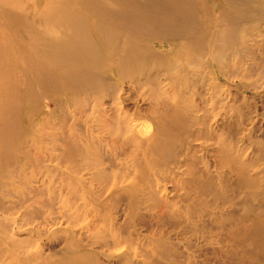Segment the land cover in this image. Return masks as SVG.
<instances>
[{
	"label": "rangeland",
	"instance_id": "obj_1",
	"mask_svg": "<svg viewBox=\"0 0 264 264\" xmlns=\"http://www.w3.org/2000/svg\"><path fill=\"white\" fill-rule=\"evenodd\" d=\"M22 2L85 76L0 26V264H264V0Z\"/></svg>",
	"mask_w": 264,
	"mask_h": 264
},
{
	"label": "bare ground",
	"instance_id": "obj_2",
	"mask_svg": "<svg viewBox=\"0 0 264 264\" xmlns=\"http://www.w3.org/2000/svg\"><path fill=\"white\" fill-rule=\"evenodd\" d=\"M24 12H25L24 3L22 2V0H0V26L2 28L8 29L7 36L10 37V39L13 41V37L11 35L15 36V30L19 29L22 31V35L19 38L20 41L18 42L11 41L12 42L11 45L10 44L6 45L4 43L3 46L5 48L8 47L10 49L18 48L19 46L22 47L23 52H31V54H33L35 58H37L42 62H45V64H47L49 68L50 67L60 68L61 70L59 71V75H61L63 78L64 77L76 78L75 76L77 77L85 76V72L82 70L79 71L66 70L69 68V66L64 65L65 62L68 63L70 62V64H72L71 67L72 66L74 67L75 63L73 60H70L69 57H71L72 59H75L76 57L72 51L71 46L69 45V42L66 41L64 38L59 40L58 39L46 40V38L42 37L39 33L37 32L35 33L34 30L37 28L34 27L33 22H30L27 19ZM80 35L82 37L84 34H80ZM1 41L2 40H0V42ZM21 60H24V62L28 61V57L26 56V53L24 54V56H21ZM0 61L2 63L1 59ZM5 77L6 76L4 75V72L1 69V64H0V83L3 82L2 80H4Z\"/></svg>",
	"mask_w": 264,
	"mask_h": 264
}]
</instances>
